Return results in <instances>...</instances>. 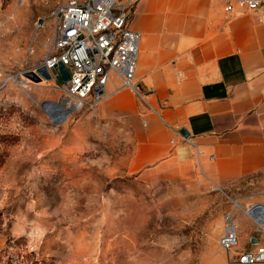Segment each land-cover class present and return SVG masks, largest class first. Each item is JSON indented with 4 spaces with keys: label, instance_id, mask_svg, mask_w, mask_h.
<instances>
[{
    "label": "rangeland",
    "instance_id": "obj_1",
    "mask_svg": "<svg viewBox=\"0 0 264 264\" xmlns=\"http://www.w3.org/2000/svg\"><path fill=\"white\" fill-rule=\"evenodd\" d=\"M64 1L0 0V264H234L259 236L245 210L264 202V170L225 185L198 167L129 173L121 117L99 105L63 116L62 83L25 76ZM228 216L239 242L224 252Z\"/></svg>",
    "mask_w": 264,
    "mask_h": 264
},
{
    "label": "crops",
    "instance_id": "obj_2",
    "mask_svg": "<svg viewBox=\"0 0 264 264\" xmlns=\"http://www.w3.org/2000/svg\"><path fill=\"white\" fill-rule=\"evenodd\" d=\"M226 3L133 6L141 98L118 79L97 109L129 126L135 143L129 173L174 164L198 167L225 185L264 170V5L227 12Z\"/></svg>",
    "mask_w": 264,
    "mask_h": 264
},
{
    "label": "built area",
    "instance_id": "obj_3",
    "mask_svg": "<svg viewBox=\"0 0 264 264\" xmlns=\"http://www.w3.org/2000/svg\"><path fill=\"white\" fill-rule=\"evenodd\" d=\"M136 1L65 0L54 10L49 50L39 65L54 82L59 76L58 63L67 68L69 78L61 83L66 97L77 101L74 110L96 107L105 97L112 75L141 98L134 81L140 33L130 27ZM263 5L264 0H227L224 10L255 11ZM245 212L259 236H253L256 243L252 247L234 252L230 259L234 264H264V202L252 203ZM231 218L227 217L219 238L224 252L232 251L239 242Z\"/></svg>",
    "mask_w": 264,
    "mask_h": 264
},
{
    "label": "water",
    "instance_id": "obj_4",
    "mask_svg": "<svg viewBox=\"0 0 264 264\" xmlns=\"http://www.w3.org/2000/svg\"><path fill=\"white\" fill-rule=\"evenodd\" d=\"M35 70L32 69V70L25 72V76L31 80H34V81H40V80L49 81V80H51V74L43 65H39ZM58 72H59V76H57V81L59 83L66 81L69 78V72H68L67 68L61 63H58ZM51 104L53 105V104H55V102H49L48 101V102L43 103L41 106L48 113V108H46V107H48L47 105H51ZM184 134L187 135V133H184ZM250 243L255 244L256 238H254V237L250 238Z\"/></svg>",
    "mask_w": 264,
    "mask_h": 264
},
{
    "label": "bare ground",
    "instance_id": "obj_5",
    "mask_svg": "<svg viewBox=\"0 0 264 264\" xmlns=\"http://www.w3.org/2000/svg\"><path fill=\"white\" fill-rule=\"evenodd\" d=\"M76 104H77V101H73V100H71V99H69V98H65V99H63L62 101H60V103H59V106H58V109L62 112V113H64L63 114V116L64 115H66L68 112H70V111H72V110H74V109H77L76 108ZM50 106V105H49ZM47 108V107H46ZM56 113H57V110H56V112H55V117H56Z\"/></svg>",
    "mask_w": 264,
    "mask_h": 264
}]
</instances>
